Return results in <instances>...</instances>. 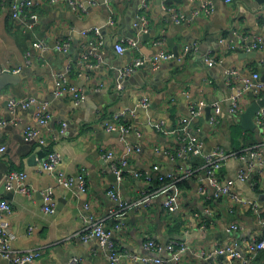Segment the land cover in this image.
Wrapping results in <instances>:
<instances>
[{
  "label": "crops",
  "instance_id": "obj_1",
  "mask_svg": "<svg viewBox=\"0 0 264 264\" xmlns=\"http://www.w3.org/2000/svg\"><path fill=\"white\" fill-rule=\"evenodd\" d=\"M98 1L85 15L67 4L46 3L35 11L39 19L27 23L11 15L17 0H0V74L9 70L26 75L18 84L0 89V118L7 123L0 129V147H7L5 153L0 152V197L12 206L11 213L5 216L11 223L13 246L40 252L28 264H69L73 258L80 264H109L107 251L96 239H81L86 219L92 217L94 222L105 223L123 252L151 255L145 243L152 238L163 249L153 255L167 258L165 247L177 240L191 247L182 254L181 264H230L226 255L214 257L215 250L264 234V127L256 123L254 131L241 124L242 113L256 101L251 93L242 98L240 115L228 112V99L243 85L235 79L234 86H228L227 71L236 68L242 78L259 71L264 80V46L258 58L241 59L240 51L224 52L220 39H234L236 32L264 37V1L212 0L214 13L190 19L204 0H147L149 31L142 35L135 32L134 38L119 41L116 39L120 32H131V21L139 18L144 0H110L107 6ZM177 11L186 19L178 21L174 15ZM30 23L33 25L27 26ZM102 27L106 28L101 31L104 45L95 48L93 41L98 37L93 29ZM77 31L80 37L75 35ZM38 39H45L51 46L46 60L39 59V51L34 49ZM66 40L71 42L68 55L53 48ZM124 41L128 49L120 54L116 45ZM171 41L178 47L176 57L181 60L165 62L159 69L140 67L124 82L123 89L117 88L120 72L130 63L161 50L174 53ZM186 48L189 51L184 54ZM28 51L30 64L25 65ZM208 55L222 62L210 67L205 59ZM69 62L73 64L70 81L85 94L80 103L72 96L54 94L55 75ZM149 70L156 75L148 76ZM147 95L150 104L144 107L141 101ZM30 97L38 101L36 105L19 109L15 117L10 114L11 98ZM43 101L50 103L52 112L47 126L36 120L37 106ZM216 102L223 111L219 125L214 127L210 105ZM195 104L206 105L202 115L189 124L190 132L202 142L203 151L178 157L185 138L182 119L189 117ZM117 115L133 128L125 133L119 128L106 129V122H115L119 127ZM64 122L67 129L62 134ZM29 127L37 129L46 141L45 147L24 138ZM127 143L138 145L140 150L128 154ZM216 147L242 152V157L224 165L225 179L236 178L250 161L257 166L249 179L236 183L242 198L254 202L255 207L231 203L226 197L209 198V192L201 190L205 155ZM42 150L61 155L59 169L73 179L72 186L59 185L57 175L42 171ZM251 151L257 154L252 156ZM109 152L112 158L107 157ZM124 156H128L127 170L119 179L114 165H120ZM194 168L199 169V174L186 177L187 171ZM12 171L27 173L26 192L4 188L3 177ZM134 171L148 173L151 179L138 177ZM169 173L183 178L160 180ZM82 179L85 190L80 184ZM182 181L187 185L179 186ZM50 187H54L53 197L57 199L54 214L44 209ZM110 189L121 194L123 208L111 199ZM168 198L174 199L175 211L166 209ZM232 225L239 226V230H231ZM0 264L10 262L0 255ZM121 264L139 263L124 258ZM250 264H264V251Z\"/></svg>",
  "mask_w": 264,
  "mask_h": 264
},
{
  "label": "built area",
  "instance_id": "obj_2",
  "mask_svg": "<svg viewBox=\"0 0 264 264\" xmlns=\"http://www.w3.org/2000/svg\"><path fill=\"white\" fill-rule=\"evenodd\" d=\"M106 5H109L110 0H104ZM196 1V0H191ZM88 3V6L86 5ZM98 0H17L12 4L11 15L13 18L20 19L22 21H26L27 23L32 21H37L39 16L37 13L33 12L32 10L36 7L43 6L46 3L50 5H69L72 9L77 11L80 15H85L88 13L89 7L97 6ZM148 7V1L144 0L141 5V13L139 14V21L134 24L137 32L142 35L143 33H147L149 31V20L147 15L145 14V9ZM176 10V9H175ZM215 5L212 0H204L202 5L197 7L194 13L191 15L190 19L199 17L201 15H210L214 13ZM143 12V13H142ZM176 15L177 20L180 21L181 19L184 20L186 17L183 14H180L178 11L177 13L174 12ZM109 23L113 24L114 19L110 18ZM33 24H27V26H32ZM94 34L98 38L94 42H96L95 48H101L104 45V40L101 34V28L93 29ZM89 34L90 31L87 30L85 32ZM133 46H135V41H130ZM220 42L225 46L224 52H236V51H260L263 49L264 46V37L263 36H255L249 37L244 35L241 32H236L235 38H229L223 36L220 39ZM126 42H122L116 45V50L120 54H124L127 51ZM71 47V42L60 41L58 42L53 48L62 51L68 52ZM39 51L38 57L41 60H46V54L48 50L51 48L49 43L45 39H38L34 43V49ZM189 51V48L184 50V54ZM31 52L28 51L25 56V65L30 64ZM182 59V57H176V55L170 51L161 50L150 56L148 58H139L130 65H127L119 74L117 88L123 89L124 82L128 80L137 70L138 68L148 65L152 69H159L163 63ZM206 61L208 66H214L219 62H222L220 59L214 58L212 55L206 56ZM21 69H19L20 71ZM73 70V64L71 62L67 63L65 67L58 71L55 75V96L62 97V96H72L77 103H80L85 99V94L76 86L75 83L70 81L69 75ZM2 71V69H0ZM18 72V71H15ZM2 73V72H1ZM227 78L228 86H234L233 80L238 79L243 85V88L237 91L231 98L228 99L229 107L228 112L232 116H238L242 112V98L247 95L248 93H253L255 99H259L264 94V80L261 79V74L259 71H253L251 76L241 77L239 74L238 69H230L227 71ZM37 100L33 97L26 98V99H17L11 98L9 101V111L12 116L15 117L17 111L19 109H27L32 105L37 104ZM150 104L149 96H144L141 101V105L147 107ZM50 103L48 101L40 102L38 110L36 112V120L42 126H47L50 121L52 120V112L49 110ZM212 109V119L211 124L212 126H217L220 123L219 117L222 114L223 108L219 104V102L213 103L210 105ZM205 104H195L190 111L189 117H184L182 119L183 128L182 130L185 133V138L183 143L181 144L180 148L177 151L178 157H183L186 155H190L191 153H202L203 151V144L202 142L197 140V137L190 132L189 124H191L192 119H198L205 109ZM122 113L121 115H123ZM121 115L116 116V122L119 127H116L115 122H106L105 126L106 129L109 131H113L116 129H120L123 133L128 132L131 128H133L132 124L124 122L121 118ZM256 123L264 127V107H262L257 115H256ZM6 122L3 118H0V129L6 127ZM67 129V123H63L61 133L64 134ZM24 138L27 141H39L42 145H46V141L43 138H40L39 132L37 129L29 127V129L25 130ZM127 153H132L134 151L140 150L138 145H133L130 143L126 144ZM7 147L5 145L0 147V152L5 153ZM242 152L239 151H232V150H224L222 148L216 147L213 151L206 153L205 155V165L203 168V178L200 179L201 183V190L203 192H209V198H223L226 197L231 203H239V204H249L255 207V203L252 201H247L242 198L240 192L236 188L237 181H245L249 179L251 172L256 170L257 166L254 162L250 161L249 165L245 169H241L237 172L236 178H228L225 179L222 176V169L224 165L230 159H236L238 157H242ZM252 156L256 155V152H250ZM108 158H112V152H109L107 155ZM62 157L57 152H50L46 154V156L41 160L39 163L40 168L42 171L47 173H52L57 175V183L59 185L64 186H72L73 179H68L64 172L60 171V163ZM128 163V156H124L121 161L120 165L115 164L114 169L119 174V179L123 176L122 173L125 172L126 165ZM155 170L158 169V166L154 167ZM199 172V169H191L187 171L186 177H191L196 175ZM134 175L141 177L144 176L145 179H151V175L148 173L143 174L141 172H133ZM198 175V174H197ZM181 180L183 177H178L175 173H169L166 175L160 176L161 181H165L168 179H175ZM28 175L25 171H12L3 177L2 183L4 184V188L7 190L13 191H27L26 184H27ZM80 184L85 190V182L84 180H80ZM54 187H50L49 191L46 193V201L44 205V209L49 213H56L57 208V199L53 197ZM109 196L111 199L117 203L118 206L123 208L125 203L123 198L119 192L114 189L109 190ZM252 202V203H251ZM165 207L168 209V212L175 211L174 206V199L168 198L165 201ZM12 206L11 203L5 199L0 197V255L5 258L10 264H28L34 262L39 256L40 252L35 251L32 249L28 250H19L13 246L14 235L11 232V223L9 221V217L5 216L11 213ZM87 225H85V230L81 235V239L83 241H90L92 239H96L99 246L102 249L107 251L109 256V264H121L124 258L131 259L134 262L139 264H181L182 262V254L190 250L191 247L184 244V242L174 240L170 242L166 247L165 251L168 253L167 258H160L155 255L154 253H159L163 251L161 246L158 245L155 239L150 238L145 243V248L148 252L152 253L149 254H136L131 252H123L116 242L114 241V234L110 229L107 228L105 223L103 222H94L93 218L86 219ZM264 226V220L262 221ZM120 229V226H119ZM231 230H239V226L232 225ZM30 231H33V227H30ZM264 251V234L261 236L253 237L248 241L240 240V243L235 242L233 245L227 247H221L216 249L213 253V256L218 255H226L230 264H250L251 259L254 258L259 252ZM69 264H80L79 260L73 258L69 261Z\"/></svg>",
  "mask_w": 264,
  "mask_h": 264
},
{
  "label": "water",
  "instance_id": "obj_3",
  "mask_svg": "<svg viewBox=\"0 0 264 264\" xmlns=\"http://www.w3.org/2000/svg\"><path fill=\"white\" fill-rule=\"evenodd\" d=\"M86 1V0H85ZM259 2H263L264 0H257ZM101 3L105 4V1L104 0H101ZM86 5L88 6V3L86 2ZM106 5V4H105ZM107 6V5H106ZM90 8V7H89ZM109 12V11H108ZM139 19H136V18H133V20L131 21V30L129 29V33H124L123 32H118V37H117V41L119 40H122L124 37H129V38H134V34L135 32L137 33V30L136 28L134 27V24L136 22H138ZM106 28L105 27H102L101 31H104ZM75 35L77 37H80V32H75ZM145 37H148V35H145ZM116 41V42H117ZM171 45H173V51L175 53L176 56L179 55V50H178V47L174 45V42L171 41L170 43ZM76 42L74 43V47H76ZM72 49V48H71ZM72 52V51H71ZM69 54V52H68ZM67 52L65 53V55H68ZM239 56L242 58H248V59H256L258 58V52L257 51H251V52H245V51H241ZM146 66L148 65H145V66H142L143 69L146 68ZM150 67V66H149ZM262 70L264 71V67H262ZM116 74H118L116 72ZM156 75L155 72L153 71H148V76L150 75ZM26 77V75L24 73H12L11 71L9 70H6L4 71L2 74H0V89H3L5 88L6 86L10 85V84H18L22 78ZM264 78V77H263ZM147 82V81H145ZM251 96L253 97V93H251ZM264 107V96L259 99V100H256L254 101L253 103H251L246 109L245 111L242 113L241 115V124L248 128V129H251V130H257V126H256V115L258 113V111ZM209 111H210V108H207V115L209 116ZM46 156V152L45 151H41L39 153V158H41V160ZM72 192H70V194L68 195L71 196L72 195ZM60 207V206H59ZM61 208V207H60Z\"/></svg>",
  "mask_w": 264,
  "mask_h": 264
},
{
  "label": "trees",
  "instance_id": "obj_4",
  "mask_svg": "<svg viewBox=\"0 0 264 264\" xmlns=\"http://www.w3.org/2000/svg\"><path fill=\"white\" fill-rule=\"evenodd\" d=\"M38 8H39V7L34 8L33 11L35 12L36 9H38ZM40 138H41V137H40ZM43 139H44V138H43ZM34 142L38 143V144L41 145L42 147H45V145H42V144H41L39 141H37V140L34 141ZM50 152H52V151H48L47 153H50ZM197 174H199V172H198ZM197 174H196V175H197ZM222 176H223V175H222ZM178 185L181 186V187H182L183 185H187V181H182V182L179 183ZM159 246H161V245L159 244Z\"/></svg>",
  "mask_w": 264,
  "mask_h": 264
},
{
  "label": "clouds",
  "instance_id": "obj_5",
  "mask_svg": "<svg viewBox=\"0 0 264 264\" xmlns=\"http://www.w3.org/2000/svg\"><path fill=\"white\" fill-rule=\"evenodd\" d=\"M241 52V51H240Z\"/></svg>",
  "mask_w": 264,
  "mask_h": 264
}]
</instances>
